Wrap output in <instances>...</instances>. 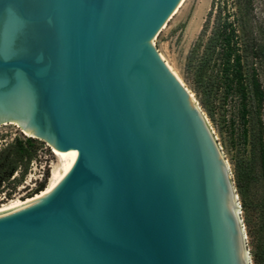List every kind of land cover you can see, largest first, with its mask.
<instances>
[{
  "label": "water",
  "instance_id": "1",
  "mask_svg": "<svg viewBox=\"0 0 264 264\" xmlns=\"http://www.w3.org/2000/svg\"><path fill=\"white\" fill-rule=\"evenodd\" d=\"M179 2L0 0V124L69 161L0 210V264H248L220 146L153 45Z\"/></svg>",
  "mask_w": 264,
  "mask_h": 264
},
{
  "label": "rangeland",
  "instance_id": "2",
  "mask_svg": "<svg viewBox=\"0 0 264 264\" xmlns=\"http://www.w3.org/2000/svg\"><path fill=\"white\" fill-rule=\"evenodd\" d=\"M225 21L234 28L238 65L247 90L244 99L225 91L219 59H214L220 50L218 42L203 76V81L215 85H209L204 95L201 81L196 80L195 67ZM153 45L203 111L229 167L249 264H264V0H183L155 35ZM26 137L14 123L0 124V151L15 138ZM32 139L33 155L25 172L21 173L24 167L20 165L7 180L0 178V205L35 193L58 164L47 142Z\"/></svg>",
  "mask_w": 264,
  "mask_h": 264
},
{
  "label": "trees",
  "instance_id": "3",
  "mask_svg": "<svg viewBox=\"0 0 264 264\" xmlns=\"http://www.w3.org/2000/svg\"><path fill=\"white\" fill-rule=\"evenodd\" d=\"M215 36L211 37V42L209 44V51H205L198 61L197 67H195V72L197 75L196 80L201 81V86L203 87L204 95L208 94V86L215 85V82L211 81H203V76L208 69L209 61L211 60L212 55L214 54V47L217 42L219 44L220 50L217 51V56L214 59L218 58L219 66H221V75L220 78L223 80V84L225 86L226 92H236L241 98H245L247 94L246 87L244 85V78L242 76V72L238 65L239 62V54L236 52L235 48V40H234V28L232 24L229 22H224L222 26L217 30V33L214 32ZM217 36V37H216ZM218 38V39H217ZM203 82V83H202ZM212 83V84H209ZM244 105V104H243ZM244 116V110H243ZM33 139L32 137H26L25 139L15 138L12 143L6 145L0 151V178L1 180H7L13 175V172L17 170V168L23 165L22 174L26 170V166L28 165L32 155H33ZM4 172V174H2ZM46 181L40 182L37 187L34 189V192L39 191L45 185ZM239 193L242 192L239 187ZM253 257L255 259V253H253Z\"/></svg>",
  "mask_w": 264,
  "mask_h": 264
},
{
  "label": "bare ground",
  "instance_id": "4",
  "mask_svg": "<svg viewBox=\"0 0 264 264\" xmlns=\"http://www.w3.org/2000/svg\"><path fill=\"white\" fill-rule=\"evenodd\" d=\"M183 2V0H180V2L177 4V6L175 7V9L172 11V13L169 15V17H171V15H173L177 9L179 8V6L181 5V3ZM168 17V18H169ZM167 18V19H168ZM167 21V20H166ZM165 21V22H166ZM164 22V23H165ZM164 25V24H163ZM162 25V26H163ZM161 26V27H162ZM158 52V51H157ZM161 59L165 62L166 66L168 67V69L175 75V77L179 80V82L181 84L182 81L178 78V76L176 75V73L173 71V69L169 66V64L163 59V56L160 52H158ZM184 86V84H183ZM186 88V87H185ZM187 89V88H186ZM188 91V89H187ZM195 107H197V109L202 113L203 115V118L205 120V123H207L210 131L212 132L210 126H209V123L203 113V111L201 110V108L199 107V105L197 104V101L195 100V98L193 97V95L188 91ZM26 134V133H25ZM213 134V132H212ZM26 135H29V134H26ZM213 137L214 139L216 140L215 138V135L213 134ZM218 144V143H217ZM219 145V144H218ZM52 152L57 156L58 158V164L54 165L51 170H50V173L48 175V178H47V182L45 183L44 187L42 189H40L39 191L33 193L32 195L30 196H27V197H24V198H14V199H11L9 200L8 202L6 203H2L0 205V210H4V209H8V208H11V207H15V206H18V205H22V204H26L28 202H31L35 199H38L40 197H43L53 186L56 185V183L58 182V180L60 179V177L62 176L63 172L65 171L66 167H67V164H68V160L66 158H64L62 155H60L59 153H57L55 150L52 149ZM226 161V160H225ZM227 163V162H226ZM228 165V164H227ZM52 166V165H51ZM233 194H234V197H235V200H236V203H237V207L239 208V203L237 201V194L235 192V190L233 189ZM240 209V208H239ZM238 212L240 213V210H238ZM239 218H240V214H239ZM245 233V232H244ZM246 236V235H245ZM245 238V237H244ZM245 250L247 251V248L245 246ZM246 256H247V261H248V264H249V252L247 251L246 252Z\"/></svg>",
  "mask_w": 264,
  "mask_h": 264
}]
</instances>
